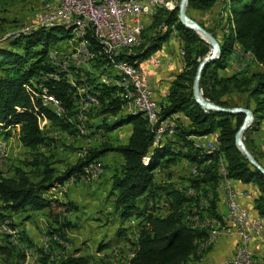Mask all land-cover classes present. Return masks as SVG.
I'll return each mask as SVG.
<instances>
[{"label": "trees", "instance_id": "obj_1", "mask_svg": "<svg viewBox=\"0 0 264 264\" xmlns=\"http://www.w3.org/2000/svg\"><path fill=\"white\" fill-rule=\"evenodd\" d=\"M216 4H220L218 12L221 36L214 29L199 23L219 40L222 56L203 70L201 88L205 98L226 107H234L229 100L224 99L226 95L248 94L252 100L255 122L246 130L244 140L260 162L250 147V134L264 116V0H189L187 12L190 14V11L211 10ZM159 8L153 23L143 30L141 44L128 49V54L114 55L113 58V55L103 49L91 30L84 38L78 37L88 42L95 55L94 60L92 59L96 60L95 65L104 62L107 63L103 66L108 67L119 62L139 65L142 60L162 48L170 39L172 26L175 25L180 44H184L185 65L172 79L166 98L160 101L158 109L160 120L182 112L185 121L174 124L175 136L162 135L158 141L155 139L157 120L152 125L139 112L128 111V91L131 88L127 90L123 86V76L119 85L97 84L81 67L69 64V67L63 68L53 62L52 58L49 60V39L63 31L76 39L73 26H51L31 33L24 32L25 34L11 40L9 46H0V136L9 137L14 127H20L19 140L25 147L39 150L40 147L50 146L53 138L48 137L40 125V120L45 117L51 120L52 126L75 133V127L79 129L83 121L76 122L70 116L74 114V91L80 97V103L88 95L100 99L101 106L97 111L102 110L108 116L97 125L102 128L103 135L122 126L125 121L133 124L127 143L114 145L105 141L100 147L88 148L83 157L63 170H59L54 160L41 153L39 155L43 159L37 162L39 179H33L29 172L20 167L16 168L13 176H0V215L3 218L26 209L43 210L56 225H50L51 231L68 241L66 230L75 226L68 214L76 210L77 206L72 201H64L51 193L52 189L63 185L72 176H79L85 167L93 165L92 161L105 153L115 151L123 158V163L112 175L111 193L115 195L116 210L124 220L139 218L141 225L137 242L133 243L135 249L129 264H188L198 255L200 243L208 237L209 230L192 225L189 221L188 216L193 210L200 208V198L188 196L186 190L189 186H203L205 196L210 201L206 208L209 216L224 222L217 191L223 178V174H220L221 166L226 165L227 176L232 180L256 187L255 209L257 216L264 219V174L250 163L236 145V133L245 114L206 111L193 97V84L199 64L211 54V45L196 31L180 22L178 8ZM41 44L44 45L40 48ZM236 46H240L243 52L250 53L251 60L259 66L222 75L221 72L228 67V57L233 54ZM252 67L257 69L250 70ZM72 75L75 79H79V76L86 77L85 83L79 80H76L77 83L72 82ZM84 86L89 88L86 92L81 90ZM44 89L48 94L59 98L67 110L63 111L62 106L61 113L53 110L45 100ZM90 111L95 110L91 108ZM82 112L80 119L87 116V112ZM211 133H217L218 141V150L213 153L191 139V136L205 137ZM181 158L197 164L199 169L197 176L191 175L189 181L183 182L184 190L178 187L179 184L172 182V171L167 175L168 181L155 180L157 168L176 165ZM162 198L168 202L166 214H161L160 206L156 205H162L161 203L155 204V201ZM11 225L15 226L14 223ZM7 236L9 237L8 234ZM54 237L58 238L57 235ZM5 246L0 245L2 252L8 248ZM41 264L92 262L89 256L68 254L52 259L44 254Z\"/></svg>", "mask_w": 264, "mask_h": 264}, {"label": "rangeland", "instance_id": "obj_2", "mask_svg": "<svg viewBox=\"0 0 264 264\" xmlns=\"http://www.w3.org/2000/svg\"><path fill=\"white\" fill-rule=\"evenodd\" d=\"M47 2V0H0V46H9L10 41L15 37H18L15 36V33L21 31L22 24H26L28 21H33L37 18H40L44 11H46L50 7ZM179 3L180 0H162L160 6L171 8L172 6L176 7L177 5H179ZM219 6L220 4H216L215 7H213L211 10L203 12L190 11L189 15L192 16V18L194 16L193 19H195L197 22L203 23L209 28L214 29L215 33L220 37V15L218 12ZM172 28L173 31H175L176 33L178 32L175 28V25H173ZM25 33L23 32L22 34ZM55 35L56 36H53L49 39L48 57L49 60L50 58H52L53 62L57 63L58 65H62L63 68H65L64 66L66 65L67 58L71 56L72 53H74L79 47V43L77 42L78 38L74 39L71 34L68 36L66 31L57 32ZM43 45L44 44H41L40 48L43 47ZM53 49L55 53L61 55L59 56V58L54 59L51 56V51ZM183 54L184 53L182 51V56L184 58ZM235 58L233 56L235 63L231 65L233 68L231 72L235 73L245 70L241 69L239 60ZM147 59L149 60V57ZM87 62L88 61L81 64V70L83 72L86 71V74L90 75V78H94L97 84H104V82H106L107 85H119L118 82H120L119 80H122V75L120 71L114 66H103L104 63L107 62L95 65L96 60L92 63L90 61L88 63ZM183 64L185 65L184 61ZM252 66L259 65L254 61L252 62ZM75 69L78 70L77 68ZM254 69L255 68L252 67L250 70ZM104 70L106 72H104ZM85 78L86 77L79 76V79H75V77L72 76L71 81L77 83L76 80H79V82L82 81L85 83ZM90 81L93 82V80ZM84 83H80V85ZM88 89L89 88L86 86L81 87V90L84 92H86ZM75 93L76 92L74 91L73 108L76 107V99L74 97L76 95ZM224 99L229 100L234 106H247L252 109V100L246 93H232L226 95ZM47 103L56 112H62L61 105L52 104L48 100ZM80 104L83 105V102H81ZM91 108L95 111H90ZM97 109V107L88 106L89 117L88 115L86 117L83 116L84 118L82 119H80V113H83L82 111H80L78 115H70L72 116L71 118L76 120V122H84L83 126L86 125L87 127L85 133H82L78 128L75 127V133H70V131L64 130L65 135H58V130L61 129H58L52 125L47 126V124H51V120H49L47 117L42 118L40 120L41 128L46 132L48 137H51L53 139L50 146L40 147L39 150H31L21 143L18 138V127H14L12 129L11 137H5L4 135H1L0 146L4 147V150L2 152V155L0 156V176H13L16 173V168L20 167L21 169L29 172L32 178L36 180L39 179L37 162L43 159L42 156L39 155L41 153L45 154V156L50 158V160H54L55 166H57L59 170H63L75 164L81 157H83L85 155L84 149L87 150L88 148L100 147L101 144H103L105 141H109L114 145L123 144L125 132H129L132 129V122L125 121L122 126L118 127L117 129L107 132L104 131L105 135L102 134L103 132L96 133L94 132V130H96L95 124L101 123L105 118L108 117L105 116L107 114L101 112L102 110L97 111ZM122 113L125 112L122 111ZM92 120L93 123H91ZM253 124L251 125V127L253 126ZM68 138H74V140L71 139L72 141H70ZM87 140L89 141L86 144L85 141ZM110 156L107 159L103 160L104 167L105 169L113 168L114 170H116L118 167H120L122 157L115 154H112ZM260 157L262 158V160L264 159V156L261 155ZM195 165L198 166L197 164ZM191 170L192 167L188 164H171L169 167H166L165 175L160 178V181H168L169 177H167V175L170 171H172L174 173L172 182L179 184L178 187L184 190L183 182L189 181L191 179ZM198 170L199 169L197 167L195 176H197ZM102 172L103 166L98 160H96L93 165L85 167L83 172L79 176H72L71 179H69L67 182H73L75 179H80L76 181V184H74V186L77 189H81V186H90L93 182V180L90 179L98 178L102 174ZM109 179L110 177L109 175H107L104 183ZM222 187L223 182L222 184H218L217 186V191L220 197ZM102 189L104 191V195H102L103 193L100 195L99 205H90V203H88L89 201H83L82 196L79 193L78 195L76 194V196L72 195L76 200H79V203L81 205H84L83 209L87 208L88 210L87 212L85 211L82 213L71 214L72 220H74V222L76 223L75 226L66 230L67 236L69 238L68 241H65L63 238H61L57 232L54 233L51 231L50 225L52 223L54 224V222L51 218H48L45 211H42L41 213H32V220L28 223V231L30 232L29 234L27 231L23 230L20 227L19 220L21 217H17L16 215H8L9 217L3 218L0 215V245L8 246L5 251L2 252L0 250V264H41V258L44 254L50 256L52 259H58L59 257H62L64 255L75 254L79 251H82L83 254L88 253L91 258L92 264H128L129 259L135 249V245L132 244L131 240H137V229L139 230L141 226L140 219L136 217H131L128 219V221L133 220L135 222H131V224L128 222V224L135 229V233H129V235L132 234V238H127L126 235L118 236V229L113 224V221L108 220V216L110 213H106L104 211V209L106 208L105 204L107 203L105 199L108 197V194L110 192L105 186H103ZM53 192L55 194H58L59 197L63 198L65 196L64 194L69 195L70 189H62V187H59L58 189L55 188ZM186 192L188 196H198L200 198V208L198 210H193V212L188 216L189 221L192 225L208 228L209 218H203L205 217V213L207 210L206 208L209 206L206 205L204 208V206L202 205V201L205 199V197H207L205 196L203 186L195 188H191V186H189ZM160 201L162 203H159L164 205L163 209H160V213L166 214L168 202L163 198ZM198 212H200V214H198L200 215V221L202 220L201 222H199V224L195 221H191L193 220V216ZM212 219L213 221H216L222 225L224 223L217 220L216 218ZM11 223H14L15 226H12ZM107 225L108 228H106ZM54 226L56 225L54 224ZM223 227L212 230L219 231ZM4 229L10 230L9 232H6V230ZM7 234L9 235V237L7 236ZM56 235L58 238L54 237ZM6 236L8 237V239ZM206 239H204L200 243L201 248L199 247L198 250V254L201 256V261L204 258L201 262L202 264L206 258L205 251L213 244L210 243V245H208L206 248L204 247L203 250L202 246L208 240ZM44 242H50L47 249H45L44 247ZM105 245L107 247L100 250V246Z\"/></svg>", "mask_w": 264, "mask_h": 264}, {"label": "built area", "instance_id": "obj_3", "mask_svg": "<svg viewBox=\"0 0 264 264\" xmlns=\"http://www.w3.org/2000/svg\"><path fill=\"white\" fill-rule=\"evenodd\" d=\"M161 1L162 0H63L64 6H68V13H50L46 18H37L36 20L28 21L26 24H22L21 31L15 33V36H20L23 32H33V24L45 25L49 22L87 18L94 26V35L99 37L104 44L105 40H112L113 43L117 41H127L130 44L141 42V27L152 21V13L159 7ZM71 10H78V17H71ZM173 34L177 33L173 31L172 35ZM109 49L113 52V48ZM183 49L184 44L182 42L178 50L180 58ZM123 53L128 54V52ZM51 56L55 59L59 58L61 55L55 53L53 49L51 51ZM233 56L234 58L236 57L235 59L239 60L241 69H247L252 66L253 61L250 60V53L243 52L240 46L235 47ZM149 61L154 62L157 66L163 64V60L158 55L149 57ZM69 64H79L81 67L82 57H74V62H68V67ZM116 66L117 68L130 70L133 75V81L139 83V93L134 95L140 96V104L138 107L152 106L156 114V106L161 105V103L155 96V91L150 85L146 70L140 64L121 65L120 63H116ZM44 95L45 100H48L55 105H61L63 110H67L64 104L60 103V99L52 94H48L46 89H44ZM75 98L76 107L73 108L74 114L78 115L80 111H87L89 117L88 105L80 104L79 96L75 95ZM156 116V141H158L159 134L170 133V125L177 124L179 121H185V116H183V114H174L163 120H160L161 114H156ZM50 125L51 124H47V126ZM60 134L65 135V131L58 130V135ZM216 136L217 133H211L208 134V140L195 141L204 142L205 147H207L210 146V142H217L218 144ZM68 139L70 141L74 140V138ZM88 141L89 140L85 141L86 144ZM3 150L4 147L0 146V156L2 155ZM92 162H95V160ZM197 167L198 166H196L195 163L192 164V176H195ZM78 180L80 179H75L73 182ZM191 188L195 187L191 186ZM246 198L247 192L238 189L233 184L232 179L227 176V168L225 165L223 170V187L221 188L220 197V202L226 206L224 227L221 231L212 230L213 219L209 216L206 210L205 217L203 218H209L207 243H214L222 235H236L238 237V242L233 255L226 257L221 261H213L206 256L203 264H262L261 258L252 251L251 242L257 237H260L264 241V219L262 217L251 215L250 209L245 205ZM163 207L164 205L160 206V209L162 210ZM197 220H200V218H195V220L191 221L197 222ZM4 230L9 232L10 229ZM49 244L50 242H44L45 249L49 247Z\"/></svg>", "mask_w": 264, "mask_h": 264}, {"label": "crops", "instance_id": "obj_4", "mask_svg": "<svg viewBox=\"0 0 264 264\" xmlns=\"http://www.w3.org/2000/svg\"><path fill=\"white\" fill-rule=\"evenodd\" d=\"M174 8L175 7L172 6L169 9L173 10ZM179 38L180 37H179L178 32H177V34L171 35L170 39L163 44L162 48L160 50H157L155 53H153V55L150 56V57H152V56L158 55L163 60V64L161 66H157L154 62L149 61L147 58H145L144 60H142L140 62V65L146 70L150 85L152 86L153 90L155 91V96L159 101H163L166 98L168 90L171 86L172 79L182 70L183 65H184L182 63V60H181L179 54H178V50H179L180 42H181ZM234 63H235V60L233 59V54H231L228 57V67L225 70H223V72H221V74L222 75L232 74L231 70L233 68L231 65ZM104 72H106V71L104 70ZM104 83H106V82H104ZM178 114H183V113L180 112ZM93 120L91 123H93ZM83 124H84V122H83ZM98 124H100V123H98ZM98 124H95L96 130H94V132H96V133L103 132L102 128L97 126ZM93 129H92V131H93ZM79 130L82 133H85V131L87 130L86 125L85 126L80 125ZM19 131H20V127H18V138H19ZM130 132H131V130L129 132H125L123 144L127 143ZM9 137H11V136H9ZM205 139L208 140V135L205 136ZM250 147L253 150V152H255V154L259 157L260 163H262L264 165V159L262 160V158L260 157L262 155V153L264 152V116L259 120V123L256 125V127L254 128V130L250 134ZM85 150L86 149H84V154L87 153L88 149L86 151ZM112 154L120 155L119 153H117L115 151H109V152L105 153L102 157L97 159L103 166V172L98 178L90 179V180H93V182L91 183L90 186H87V185L81 186V189H77L74 186V184H76V182H66L63 185L58 186V188L62 187V189H67V188L70 189L69 195L64 194L65 196L63 198L59 197L58 194H55L53 192V190L55 188L58 189L57 187L52 189L51 193L58 196L60 199H62L64 201H72L77 206L76 210H73L68 214V218L75 224L76 222H74V220H72L71 214L82 213L85 211L87 212L88 209L87 208L83 209L84 205H81L79 203V200H76L75 197H73L72 195L76 196V194L78 195V193H79V194H81L83 201H89L88 203H90V205H93V204L99 205L100 204V195L102 193H103L102 195H104V191L102 188H103V186H105L110 192L108 194V197L105 199L107 203L105 204L106 208L104 209V211L106 213H110L108 216V220L113 221V224L118 229V236L119 235H121V236L126 235L127 238H132V236H131L132 234L129 235V233H135L134 232L135 229H134V227H131L128 224V222L130 224H131V222L132 223H135V222L133 220L128 221V219L124 220L120 217L119 212L116 210V207H115V195L113 193H111L112 175L116 172V170L119 167L116 170H114L113 168L105 169L104 163H103V160L107 159ZM120 157H122V156L120 155ZM122 163H123V158H122V161L120 162V166ZM179 164H182V165L188 164L189 166L192 167L193 163H191L189 160H187L185 158H181L178 160L177 165H179ZM165 170H166V167H159L155 170V180L156 181L159 182L160 178L165 175ZM107 175H109L110 179L104 183V180L107 177ZM70 181H72V180H70ZM82 181H86V180H82ZM222 182H223V179L220 180L219 184H222ZM232 182L238 189L245 190L247 192V198L245 199V205L250 209L251 214L253 216L254 215L257 216V210L255 209L256 187L253 184H246V183H243V182L238 181V180H232ZM61 193H64V192H61ZM160 200L161 199H158L157 201H155V204L157 202L158 203L161 202ZM0 204H1V201H0ZM156 205L162 206L159 204H156ZM219 208H220L221 213L223 214V217H226V206L222 202H220ZM42 211L43 210H37L36 211V210L26 209L23 211H19L17 213H12V215H16L17 217H21L19 220L20 227L23 230L27 231L29 234L30 232L28 231V223L32 220V213H41ZM137 220H139V219H137ZM223 226H224V223H223V225L216 222V221H213V223H212V229L221 228ZM106 228H108V225L106 226ZM140 230H141V226H140L139 230L137 229L138 236H139ZM221 230H219V231H221ZM138 236H137V239H138ZM131 242L133 244L134 242H137V240L136 241L131 240ZM237 242H238V237L236 235H231V236L222 235L206 250L205 256H207L210 260H213V261H221L222 259L229 257V256L234 254V252L236 250ZM106 245H109V244H106ZM106 245L100 246V250L103 248H106L107 247ZM207 246H205V248ZM202 249L204 250V248H202ZM251 249L254 253H256L261 258L262 264H264V241L260 237L255 238L251 242ZM75 254L76 255L89 256L88 253L83 254L82 251H79L78 253H75ZM203 259H202V261H203ZM199 261H200V263H199ZM202 261H201V256H199V254H198L188 264H202L201 263ZM128 264H129V262H128Z\"/></svg>", "mask_w": 264, "mask_h": 264}, {"label": "bare ground", "instance_id": "obj_5", "mask_svg": "<svg viewBox=\"0 0 264 264\" xmlns=\"http://www.w3.org/2000/svg\"><path fill=\"white\" fill-rule=\"evenodd\" d=\"M47 1H48L47 3L49 4L50 7L46 11H44L42 16L39 15L40 18H46L49 16L50 13H68V6H64L63 0H47ZM160 4H161V2H160ZM158 8H156V10L152 13V21L141 27V34L146 27L150 26L153 23V21L155 19V14L157 13ZM71 17H78V10H71ZM51 26H73V28H75V33H74L75 38L76 37L77 38L78 37L84 38L85 34H87V32L89 30H91L94 33V26L91 22L88 21L87 18H76V19H70L68 21L49 22V23H46L45 25L44 24H33V32L38 31L42 28H47V27H51ZM76 32H82V33H76ZM26 33H29V32H26ZM95 37L100 42L103 49L111 55H113V52H114V55L124 54L123 52H126L128 49L134 48V47L138 46L139 44H141V42H135V43L130 44L127 41H117V42L113 43L112 40H105V44H104V43H102V41L99 37H97V36H95ZM141 41H142V38H141ZM77 42L79 43V47L76 49V51L74 53H72V55L70 54L71 55V56H69L70 58L69 57L67 58V60H66L67 64L65 65V67L68 66V62H74V57H82V64L86 61L91 62V60L95 57L94 53L90 50L88 42L85 39H81V40L78 39ZM109 48H113V52H111V50ZM181 59L184 61L183 56L181 57ZM119 63L121 65H127L123 62H119ZM71 65L80 66L79 64H71ZM114 67L120 71L121 75L124 78L123 83H122L123 86L127 87V90H128V88H131L128 91V96L130 98V104L128 106L129 112H139L144 119H147L152 125H154L156 123V120H157L156 114H159L158 105L156 106V114H155V110L152 106L138 107L140 104V96H134V95H137L139 93V83H136L135 81H133V75L131 74L130 70L123 69V68H117L116 65ZM92 99H94V100H92ZM82 102H83V105H88L89 107H97L98 108V106H99V108H100V106H101L100 99L97 98L96 96H92V95H88L86 97V99H84ZM175 132H176L175 126H174V124H172V125H170V133L159 134V137L162 135L163 136L165 135L167 137H173L176 134ZM191 139L194 141L195 144H197L199 146H203L204 148H206L209 153H213V152L218 150V144L216 142L210 143V146L205 147L204 142L195 141V140H205V137L191 136ZM224 168H225L224 166H221L220 174H223ZM209 202L210 201L208 200V198L205 197V199L202 201V205L204 206V208L206 205L207 206L209 205ZM195 218H200V215L195 214L193 216V220H195ZM201 221L197 220V222L196 221L195 222L199 224V222H201ZM207 242H208V240L204 243L202 248H204L205 246L210 244Z\"/></svg>", "mask_w": 264, "mask_h": 264}, {"label": "water", "instance_id": "obj_6", "mask_svg": "<svg viewBox=\"0 0 264 264\" xmlns=\"http://www.w3.org/2000/svg\"><path fill=\"white\" fill-rule=\"evenodd\" d=\"M189 0H180L179 5L174 9L178 8L179 10V20L187 28L196 31L202 39L208 42L211 45V54L205 57L199 64L197 74L193 84V97L197 103L206 111H217L225 112L229 114H245L244 121L236 133V145L239 150L246 156L250 163L260 170L264 174V166L255 158L252 152L248 149L245 141L244 134L248 128L251 127L255 120L254 112L251 108L245 106H234L226 107L216 104L215 102L210 101L205 98L201 88V78L203 70L209 64L214 63L217 59L222 56V48L219 40L209 32L205 27H203L199 22L193 19L187 12Z\"/></svg>", "mask_w": 264, "mask_h": 264}]
</instances>
